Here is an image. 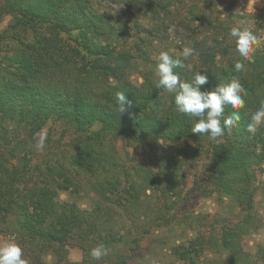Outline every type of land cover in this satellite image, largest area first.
<instances>
[{"label": "trees", "instance_id": "1", "mask_svg": "<svg viewBox=\"0 0 264 264\" xmlns=\"http://www.w3.org/2000/svg\"><path fill=\"white\" fill-rule=\"evenodd\" d=\"M184 1L124 0L131 23L124 31L120 22L95 10L94 0H5L0 14L10 17V24L0 39L9 37L15 45L5 50L0 63L1 70L9 76L0 77V120L10 122L30 138L49 121L73 129L75 152L67 157L65 166L58 165L64 168L61 171L65 177L63 184L52 179L56 190L67 192L73 187L77 193L82 174L97 181L95 185L102 190L106 184L115 192L117 181L98 179L103 177L107 162L115 163L114 155L107 150L112 149L114 140H147L158 147V142L206 138L192 133L194 119L175 111V94L157 87L158 57L167 52L184 65L174 69L181 81L191 82L196 72L207 76V83L200 86L202 92L233 78L246 89L238 123L226 130L218 142L206 146V181L212 192L230 204L243 206L253 200L254 170L264 164V128L251 134L247 125L264 100V45L257 43L250 60L245 62L246 69L236 72L234 62L238 57L228 33L232 27L242 25H231L226 19L211 20L204 3L182 9ZM250 18L259 20L258 31L264 29V10H257ZM145 20L151 21V26L145 25ZM193 23H197L196 31L191 29ZM172 28L178 38L177 49L152 50L153 42H161ZM189 47L193 53L185 59L183 51ZM134 71L140 72L139 85L131 81ZM118 92L124 93L127 101L122 113L116 101ZM231 115L232 110L226 108L224 117ZM191 151L195 153L197 149ZM180 154L178 151V157ZM0 162L4 167V162L10 164L6 159ZM147 176L144 187L149 179L152 181ZM15 180L8 174L0 175V189L9 191L1 221L20 243L31 247L38 257H60L68 245L65 242L78 236L90 247L103 245L108 250L102 264H121L109 261L124 237L114 233L106 222L103 204L88 211L75 203L55 202L56 192L51 188L40 193L34 188L21 199ZM137 184L131 187L134 193ZM123 193L125 202L126 194L130 202L136 200L126 188ZM38 196H42L41 200L34 199ZM116 202L122 207V202ZM245 217L242 227L252 226V219ZM242 227L226 228L218 244L214 239L197 237L189 242L188 249L216 247V252L224 256V264H259V260H245L243 249L236 243ZM260 252L264 260V250ZM95 262L90 258L91 264Z\"/></svg>", "mask_w": 264, "mask_h": 264}, {"label": "rangeland", "instance_id": "2", "mask_svg": "<svg viewBox=\"0 0 264 264\" xmlns=\"http://www.w3.org/2000/svg\"><path fill=\"white\" fill-rule=\"evenodd\" d=\"M4 2L5 0H0V11ZM94 2L98 13L104 12L112 20L120 22L124 31L126 27H131L130 12L125 7L124 0ZM202 3L210 11L211 20L226 19L225 22L231 25H242V28L258 34V43L264 45V29L258 31L259 20L250 18L257 10H264V0H185L181 6L182 9H187L190 5L200 7ZM182 14L185 16L184 12ZM233 14L238 15V18L231 17ZM183 16H180L181 22L185 23ZM150 23L147 20L144 22L148 26H151ZM9 24L10 17H1L0 14V36ZM195 27L198 29L197 23L191 25V29L195 30ZM173 30L172 28L168 34L163 35L165 39H160L161 42H153L152 50H169L171 47L177 49L178 38L174 36ZM8 38L0 39V63L5 50L15 45ZM26 38L29 40L31 36ZM139 73L134 71L131 75V81L136 85L141 83ZM0 77L9 78L1 68ZM41 137L45 143L43 150L36 147ZM75 138L73 129L55 121L47 122L36 136L30 138L10 122L0 120V160L6 159L10 163L4 162L6 167L0 164V175L8 174L14 180L17 178L16 187L21 199L31 194L34 188L39 193L40 190L49 191L51 188L56 192L57 197L53 198L55 202L75 203L88 211L103 204L102 214L105 215L106 222L113 227L114 233L124 237L115 246V251L111 252L109 261L121 264H224V256L216 252V247L202 245L188 249L189 242L203 237L205 240L214 239L218 244L226 228L237 225L242 227L247 219L245 216H248L253 224L242 227L236 243L243 249V255L247 257L245 260H259V264H264V260L260 258V249L264 250V164L254 170L253 200L240 206L230 204L225 198L220 199L206 181V165L209 160L206 146L210 143L207 138L175 143L158 142V147L147 140H114L111 143L113 151H109V148L107 150L114 155L112 162L115 163L107 162L103 177L98 179L101 182L104 179L117 181L115 192H112V186H107L106 182L103 183L105 186L102 190V187L95 185L97 181L93 182L92 178L82 174L78 177L82 184L77 193L73 187L67 192H60L55 189L52 179L63 184L65 175L61 170L64 168L58 165L65 166L67 157L75 152L72 147ZM191 149H197V152L193 153ZM184 150L186 153L182 154ZM178 151H181L179 157ZM146 175L152 181L149 179L145 183L147 190L144 191ZM136 182L138 184L134 193L131 187ZM125 188L132 192L135 201L130 202L132 199L127 194L128 200L124 201ZM72 191L75 194H71ZM102 191L107 192L104 194ZM8 192L4 187L0 189V243L15 241L19 244L27 264H91L89 251L95 246L90 247L89 243L78 236L65 242L68 245L62 249L63 255L60 257H38V253L31 247L20 243L15 233L6 230L1 221V217L5 215L3 209L6 208L5 195ZM41 197L33 198L41 200ZM117 200L123 203L122 207L118 206ZM29 211L33 212L32 208ZM101 259L94 264H102Z\"/></svg>", "mask_w": 264, "mask_h": 264}, {"label": "clouds", "instance_id": "3", "mask_svg": "<svg viewBox=\"0 0 264 264\" xmlns=\"http://www.w3.org/2000/svg\"><path fill=\"white\" fill-rule=\"evenodd\" d=\"M234 41V52L238 59L234 62L236 72L246 69V61L258 43L257 36L244 28L232 27L228 33ZM191 47L185 48L183 56L186 59L192 55ZM159 63L156 65L157 87L167 92L174 93V106L178 114L186 115L196 122L191 127L194 134L204 135L210 142H218L225 131H230L240 120V110L245 107L246 89L239 80L233 78L230 82L219 84L211 91L202 92L200 86L207 83V76L196 72L191 82L181 81L174 72L177 67H184L180 59H174L167 52L159 54ZM191 66H189L190 68ZM119 112L126 110V98L124 93L116 94ZM230 108L232 115L224 117L225 109ZM264 128V100H261L257 109L251 114L247 131L256 134ZM37 149L45 147L44 138L36 144ZM108 254L103 245H98L89 251V256L94 261H99ZM0 264H27L23 258V250L15 241L0 243Z\"/></svg>", "mask_w": 264, "mask_h": 264}]
</instances>
